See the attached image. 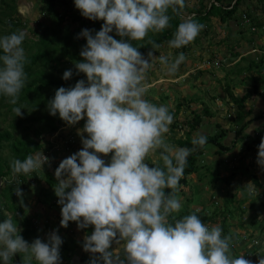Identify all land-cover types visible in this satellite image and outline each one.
<instances>
[{"label": "clouds", "instance_id": "1", "mask_svg": "<svg viewBox=\"0 0 264 264\" xmlns=\"http://www.w3.org/2000/svg\"><path fill=\"white\" fill-rule=\"evenodd\" d=\"M74 6L84 18L103 24L98 32L83 29L77 37L86 43L74 67L85 79L58 88L48 102L49 114L67 125L85 121L77 133L82 148L55 170L60 226L74 222L78 229L92 227L83 244V250L93 254L90 264H251L244 255L233 256L232 238L221 226L202 223L196 213L179 215L180 180L188 157L208 138L197 134L191 148L171 143L173 114L167 106L146 99L153 61L174 75L186 60L183 52L154 56L162 45L150 33H163L174 18H180L167 46L182 49L194 42L204 25L182 16L185 0H74ZM24 39L19 29L0 36V96L14 106L27 82ZM133 42L150 45L147 57L139 51L144 44ZM72 76L68 69L62 79ZM21 110L12 109L16 116ZM109 154L106 162L102 157ZM150 157L154 163L148 162ZM257 157L264 165V139ZM46 163L48 157L41 152L13 160L11 169L13 174L27 175ZM13 174L0 181H14ZM16 195L21 191L17 189ZM14 217L0 222V264H12L17 254L21 264H61L63 241L57 232L29 243ZM118 245L122 252L114 254Z\"/></svg>", "mask_w": 264, "mask_h": 264}, {"label": "rangeland", "instance_id": "2", "mask_svg": "<svg viewBox=\"0 0 264 264\" xmlns=\"http://www.w3.org/2000/svg\"><path fill=\"white\" fill-rule=\"evenodd\" d=\"M229 2L233 3L234 0H221L218 4L223 6ZM207 4L208 1L203 2L206 8ZM14 5L15 12L12 16L14 18L17 17L23 24V28L16 29L25 33L24 47H32L29 50L24 49L25 55L34 52L33 44L42 30L50 28L75 29L77 27L76 23L70 21L67 15L59 22V25L54 24V18L52 21L43 18V16L39 14L41 7L40 0H15ZM198 6V0H185L182 16L184 18H190L192 15L187 14L185 10L190 8L197 9ZM0 8L2 9L3 7L0 5ZM243 10H246L250 15V19H248L247 22L245 20V22H242L240 18H237L236 21L228 19L222 22L217 17H210V19L203 24V30L190 45L182 49H171L167 46V41H165L161 44L162 47L155 50V53H153V55L157 57L160 55H170L174 57L180 52H183L186 56L185 62L180 65L178 72L174 75L167 74L158 61H153V66L148 73V93L146 99L151 100L153 103L167 106L174 116V121L170 125V133L168 134L171 143L175 144L174 141L176 139L183 138L186 131L189 133L190 137H195L199 133L206 136L212 135L217 132L215 124H218L221 128L229 130L222 140L223 143L228 145L234 140V136L230 131L234 129L232 120L235 107L230 102L225 92V87L228 88L233 96H240L246 90L251 89V79L253 78L256 79L255 82L258 83L259 90L263 88L259 80L264 81V54L262 55L260 52H264V0H241L238 4L236 15L245 12ZM56 12L58 15H61L64 10L58 8ZM0 20L2 21V18H0ZM4 29L7 28L3 27L2 22H0V33H2L0 36L7 34ZM81 29H92V26L87 25V27ZM112 35L115 36V33L113 32ZM152 35L155 37L158 34ZM80 39L84 40L82 38ZM260 46L262 48H260ZM148 51L149 50H142L140 52L147 57ZM211 56L216 58L214 62L216 64L213 63L209 65L207 63L208 58ZM260 56H262L263 59L262 64H258L257 62ZM62 61H66L63 65L65 69L73 67L71 61L65 60V58H62ZM219 62L221 64L218 67ZM251 102L252 98L246 100L244 102V108L253 107L254 103ZM177 104L180 105L177 106ZM45 108L48 110V105H46ZM204 108L207 110V116H204L202 113L201 109ZM44 110L45 109H42L40 112ZM27 111V108H23L21 113ZM193 112L200 116L202 123L198 125L197 129L189 131V128L186 127V123L193 117ZM18 117L19 116L16 115L14 117L9 113L7 105H0V132L7 130L15 137L19 135L23 136V134L31 136V131L21 129V127L27 125V123L17 125ZM261 121L257 122L258 125L256 124L255 128L260 126L259 123ZM10 123L15 127H10ZM84 123L85 121L81 120L74 126L66 124L63 127H59L56 132L52 134L46 132L41 133L38 142L41 145V149L46 150L42 152V154L48 157L49 163L44 164L42 169H36V175L42 176L43 172L48 170L56 179L55 170L60 162L82 148L81 137L77 133L79 129L83 128ZM32 125L35 126L36 123ZM246 132L251 135V128L248 127ZM0 144L2 145L0 148V159L5 161L10 153L5 142H1ZM254 147L253 144H251V150L244 151L242 140L239 139V141L236 140L235 146L227 153L216 156L214 154L215 148H208L207 146L204 155L201 157L203 163L200 165H205V168L208 170H203L205 168L198 170L195 175L190 177L187 184L181 187L183 190L179 193V196L181 197L182 207L186 205L184 200L186 198H191L192 203L186 205V210L193 211L196 214L210 213L212 211L214 213L217 207L222 208L223 199L226 197V190H224L225 188L221 183H216L214 188L207 186L206 183L210 179V174L214 176V172L217 171L220 176H224L228 175L233 167L239 168L237 171L242 169L240 172H242L243 175L241 176L239 172L230 181L232 185L231 193H235V203H233L234 208H232L235 212L234 218H230L226 221L227 230L238 234L241 233L240 235H242L244 231H250L254 234L256 232L255 237L262 235L263 233L260 231V227L264 222V207L260 205L262 195L260 196V193H258L259 191H257L256 194L249 192V194L246 195L248 198H243L239 190L242 186L249 191L248 186L250 185L251 187L252 185L251 180H248V175L250 174L258 177V181L261 180V177L259 178L261 164L258 162ZM39 153H41V151L34 153L33 156L35 157ZM242 156L244 157L243 162L240 161ZM110 157L111 154H109L108 157L102 158L107 162L110 160ZM216 157L217 159L219 158L218 164L214 163ZM148 162L154 163L153 158L150 157ZM52 166L55 168H52ZM31 174L32 173L27 175L24 174L25 183L20 186L24 190V193L19 201L28 204V217L34 216L35 220H37L36 215L42 214V222L39 221L36 223V227H38L39 230L38 235L32 237V241L36 238L46 240L47 236L54 230L64 241L70 239L76 240L77 238L78 241H81L82 239L79 236L87 234V229L92 232L93 229L91 226L87 229H78L74 222H70L67 228L61 227L60 205H56L58 198L50 200L51 206H41L42 204L39 202L48 191L54 194V188L51 189L47 187L43 180L36 181L32 178ZM202 174L205 175L199 180L197 175ZM14 175L13 178H15ZM2 184L3 183L0 181V187ZM258 189L261 188L258 187ZM248 201L252 203V206H255V209L249 211L245 210V208L243 214L238 217L235 207L238 208L240 205L246 207L249 204ZM22 205L25 206L26 204ZM228 208L230 207L228 206ZM200 209H202L203 212L200 211ZM261 210L262 212L259 214ZM249 216L253 217L251 221L254 225H249L251 222L248 220L250 218ZM43 220L45 222V228L41 227ZM219 223L220 217H215V223L210 226L218 225ZM239 223L241 227L238 226ZM254 227H256L257 230H255ZM91 232H89L88 235H90ZM249 244L250 240L244 238L241 242L234 243L233 247L241 250L242 247ZM122 247V245L116 246L114 248V254H121ZM77 250L70 256L72 264L77 262V254L79 252ZM259 254L261 253L257 252V254H255L256 257H253L256 264H259L260 259H263ZM92 259L93 258L90 257L86 264H90ZM63 263L65 264V262Z\"/></svg>", "mask_w": 264, "mask_h": 264}, {"label": "trees", "instance_id": "3", "mask_svg": "<svg viewBox=\"0 0 264 264\" xmlns=\"http://www.w3.org/2000/svg\"><path fill=\"white\" fill-rule=\"evenodd\" d=\"M205 1H212L210 2V5L207 8L203 5V2ZM240 1L241 0H234L233 3L229 2L222 6L218 4L219 2H221V0H198L199 6L197 9L190 8L186 9L185 12L187 14L192 15L190 18H194L196 21L202 24L207 22L210 17H217L222 22L228 19H233L236 21L237 18H240L242 22H247L248 19H250V15L247 13L246 10H243L245 12H242V14L236 15L238 4L240 3ZM14 2L15 0H0V5L3 7V10L0 8V18H2V21L0 20V22H2L3 27L7 28L4 29L5 33L7 34L16 31V28H23L22 22L19 21L17 17L14 18L12 16L15 12ZM213 2L217 3L218 5H214ZM40 4L41 7L39 10V14L43 16V18H45L46 20L52 21V19L54 18V24L59 25V22L67 15L70 21L76 23L77 27L75 29L50 28L42 30V32L38 35V38L33 44L34 52L32 54L26 55L28 60V63L26 64L25 68V71L27 73V82L26 86L20 93L18 104L15 106L11 105L8 103V99L6 97L0 96V105H7L9 113L14 117L16 114L12 111L13 107L20 106L22 110L23 108L28 109L27 112L21 113V115L18 117L17 125L27 123V125H23L21 129L31 131V136L23 134V136L19 135L18 137L13 136L11 132H8L7 130H3L0 132V143L5 142L10 153L5 161L0 159V179L12 178L11 174H13V172L11 169V162L13 160L20 159L21 161H23L27 156H33V154L38 151H46L41 149V145L38 142L41 133L46 132L52 134L56 132L59 127H63L66 125V123L63 122L58 115H50L49 111L46 110L45 107L46 105H48V102L54 97L55 91L58 88L73 87L78 80L85 79L83 74L76 73V69L74 67V62L81 60L79 53L83 45L85 44L84 40H81L80 38L78 39L77 37L78 34L83 30L81 28H85L87 27V25H91L92 29L90 30H92L93 32H98L103 24V21H90L84 18L80 14V12L75 8L74 0H40ZM58 8L64 10L63 14L58 15V13L56 12ZM179 19L180 18H174L171 22V28L167 29L163 33H159L155 37L152 35V33H150V37L159 44L168 41L172 38V33L180 22ZM0 35H2V33H0ZM115 38L119 39V37ZM133 43L137 46L142 43L144 44V47L140 48L139 51L150 50V45H147L145 42ZM24 45L25 43L23 41L22 47L24 49L29 50L30 48H32L27 46L24 47ZM260 48L262 47L260 46ZM62 58L71 61L73 64V67L70 68L73 72V76L67 81L62 79L63 73L68 70L65 69V67L63 66L66 61H62ZM213 60V56H211L208 58L207 63L210 64ZM257 62L258 64L263 63L262 56H260ZM220 64L221 63H219V66ZM251 81V89L246 90L240 96H233L229 92L228 88L225 87V92L227 93L230 102L235 107V113L232 120V125L234 126V129L230 131L234 136V140L228 145L223 143L222 140L225 138V135L229 132V130L223 129L218 124H215L217 132L212 135H208L207 144L203 148L198 149L195 153L188 157V163L185 168L184 176L180 180L181 187H184L190 177L192 175H195L198 170L205 168V165L200 164L203 163L201 157L204 155V151L207 146L208 148H215L214 154L216 156H220L231 150L235 146L236 140L239 141L240 139L242 140L244 151L251 150V144H253V147L255 146L254 148L256 150V153L258 154V147L261 143V140L264 139V107L260 108V106H258L257 104H259V99L261 97L262 92L264 91V81L259 80V83L263 85V88L261 90H259V85H257L258 83L255 82L256 79L252 78ZM251 98L253 100L252 103H254V106L244 108V102ZM179 105L180 104H177V106ZM42 109L45 110L40 112ZM201 110L203 115L207 116L206 108ZM254 110H256L257 113H255ZM259 120H263L260 126L256 129H253L251 135L247 133L246 129H248L249 125L252 122ZM33 123H36V125L33 126ZM200 123H202L200 116L197 113L193 112V117L190 119V121L186 123V127L189 128V131H193L194 129H197ZM9 126L12 128L15 127L11 123ZM194 138L195 137H190L189 133H187L186 131L183 138L176 139L174 142L178 147L191 148L193 147L191 141ZM1 147L2 145L0 144V148ZM243 160L244 157L242 156L240 161L243 162ZM218 162L219 158L217 159L216 157V159H214V163L218 164ZM52 168L55 167L52 166ZM237 169L239 168L233 167L232 171H230L228 175L224 176H220L217 171L214 172V176L213 174H210V179L206 183L207 186L214 188L216 186V183H221V185L225 188L224 190H226V197L223 199L222 208L217 207L214 213L212 211L210 213L198 214L202 223H206L208 225H212L215 223V217H220V223L218 225L221 226V228L223 229L224 235L231 236L232 245L234 243L241 242L242 240H244V238L253 237V234L250 231V233L244 231L242 233L246 236L244 237V235L241 236L236 232H229L227 230L228 228L226 225V221L230 218H234L235 212L232 209L234 208L233 203H235V193H231L232 185L230 184V181L234 178L237 173L242 170L241 169L240 171H237ZM203 170L208 169L205 168ZM262 171H264V167ZM239 174L241 176L243 175L242 172H240ZM15 175L16 178L14 181H6L0 188V199H2V201H0V208L3 207L4 209H7L8 213H10L11 216H15L14 219L17 221V223L18 221L20 222L19 226H21L22 229L21 235L24 239H27L31 236L33 231L30 229V221L21 216L20 207L18 206V200L20 197L23 196L24 193V190L20 186L21 184L25 183V179L24 174ZM31 175L32 178L36 181L43 180L47 187L51 189L54 188L55 184L57 183V180L52 176V174L48 170H45L42 176L36 175L35 171H33ZM204 175L205 174L197 175V178L201 180ZM248 178L251 180L253 185L257 187L259 186V181L257 179L258 177L250 174L248 175ZM16 179H18V181H16ZM17 189L22 193V195L19 197L16 195ZM182 190L183 189L180 188L179 193L182 192ZM239 190L241 191L240 194L243 196V198H248L246 195L249 194V191L245 187H240ZM53 198H57L55 193L51 194L50 191H48L43 197V199L39 202L42 205L51 206L50 200ZM184 201L186 202V205L188 203H192L191 198H186ZM248 203L249 204L246 207L244 205H240V207L238 208L235 207L238 213V217L243 214L245 208V210L251 211L255 209V206H252V203H250V201H248ZM56 205H59L58 202L56 203ZM186 205H183L179 215L182 216L194 213L193 211H187ZM260 205L264 207V200L260 201ZM228 206L230 208H228ZM200 211H202V209H200ZM261 212L262 210L259 212V214ZM5 218L7 217L4 216L0 210V222H3ZM250 224L251 223H249V225ZM75 225L77 226L76 223ZM238 226L241 227V224L239 223ZM89 232L91 231L87 229V235L89 234ZM62 241L63 243L60 247V257L62 262H65V264H67V262H69L70 260V256L74 254L77 249H80L79 263L86 264V258L88 262L90 253L85 252L83 250V241H75L73 239H70L68 241ZM260 248L261 247L258 242L257 244H252L249 247H242L241 250L238 248L239 251L236 247L232 246L231 250L233 256L244 255L245 259H247L248 255H252L253 257L256 251ZM262 253L264 254V252H261V254ZM14 257L18 261V263L21 264V261L19 262V254L15 255Z\"/></svg>", "mask_w": 264, "mask_h": 264}, {"label": "crops", "instance_id": "4", "mask_svg": "<svg viewBox=\"0 0 264 264\" xmlns=\"http://www.w3.org/2000/svg\"><path fill=\"white\" fill-rule=\"evenodd\" d=\"M253 101V100H252ZM252 103V102H251ZM258 106H260V108H262V107H264V91L262 92V94H261V97H260V99H259V104H257ZM251 107V106H250ZM255 111V113H257V111L256 110H254ZM259 121H261V120H259ZM258 121H254V122H252L250 125H249V128H251V130H253V129H256L255 127H256V124L258 125V123H257ZM263 121H261L259 124H261ZM263 136V135H262ZM263 167H264V165H260V169H259V172H260V176H259V178L261 179L260 181H259V186L258 187H260L261 189H258V187L257 186H255L254 185V187H253V183L251 182V187H250V185L248 186V188H249V192L251 191V190H254V189H256L257 191H259L260 192V196L262 195V197H261V200H264V171H262V169H263ZM1 179H3V178H1ZM248 179V178H247ZM248 180H250V179H248ZM242 187V186H241ZM21 198V197H20ZM20 198H19V200H20ZM18 200V206L20 207V211H21V216L22 217H24V218H26V219H28L29 221H30V224H31V226H30V229L33 231V233L31 234V236L30 237H28L27 239H25L26 241H28L29 243H31V241H32V237H34L35 235L37 236L38 235V232H39V230H38V227H36V223L37 222H39V221H41V219H42V214H39V215H36L37 216V220H35V218H34V216H32V217H28L29 216V214H28V204L27 203H24V202H22V201H19ZM0 201H2V199H0ZM22 204H26L25 206H26V209H25V206L24 205H22ZM41 206H43V205H41ZM0 210H1V212H2V214L4 215V216H6V217H8V216H10V213H8V211H7V209H4L3 207L2 208H0ZM249 211H251V210H249ZM31 214V213H30ZM40 218H39V217ZM250 217V216H249ZM245 219H247V218H245ZM249 221H251L252 220V217H250L249 219H248ZM42 222V221H41ZM19 221H18V226H19ZM45 222H44V220H43V224H42V226L41 227H43V228H45V224H44ZM70 223V222H69ZM251 223V225H254V223L251 221L250 222ZM74 226V225H73ZM20 228H21V226H19ZM35 227H36V229H35ZM254 229L255 230H257L256 229V227H254ZM260 231H261V233H263L262 235H258V237H255V234H256V232H255V234L254 233H252L253 234V237L252 238H256L257 240H259V245H260V249L259 250H257L256 251V253L255 254H257V252H262L261 251V249H263L264 248V223L262 224V226L260 227ZM250 233V232H249ZM85 235H87V234H84L83 236H79L82 240L81 241H83L84 242V237H85ZM78 239V238H77ZM75 240V241H78V240ZM44 240V239H43ZM249 246H251L250 244L249 245H247L246 247H249ZM77 251H79L78 252V258H77V262H74V264H80L79 263V255H80V249L79 250H77ZM259 255H261L262 256V258L264 259V254L262 253V254H259ZM258 255V256H259ZM90 257H92L93 258V254H91L90 253V255H89V258L88 259H90ZM253 257H256L255 255L253 256ZM19 262L20 261H22V257L19 255ZM69 262H71L70 260H69ZM69 262H67V263H69ZM33 263H35V262H33ZM61 263H63L62 261H61ZM86 263H87V258H86ZM12 264H19L18 263V261L15 259V257H13V260H12ZM64 264V263H63ZM70 264H72V262L70 263Z\"/></svg>", "mask_w": 264, "mask_h": 264}, {"label": "built area", "instance_id": "5", "mask_svg": "<svg viewBox=\"0 0 264 264\" xmlns=\"http://www.w3.org/2000/svg\"><path fill=\"white\" fill-rule=\"evenodd\" d=\"M215 62V59L212 61V63L211 64H213ZM214 64H216V63H214ZM218 66H219V64H218ZM10 181H13L12 179H10ZM18 181V180H17ZM9 182V181H8ZM244 234H242L241 236H243ZM244 237H246L245 235H244ZM249 240H250V245H255V244H257L258 242H259V240H257V239H255V238H248ZM261 251L262 252H264V249H261ZM247 260H249L250 262H251V264H256V261L255 260H253V257H252V255L251 256H247Z\"/></svg>", "mask_w": 264, "mask_h": 264}]
</instances>
